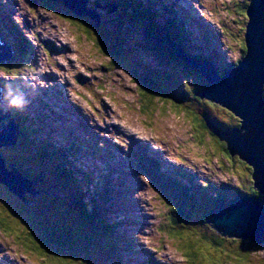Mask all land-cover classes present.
<instances>
[{
	"label": "rangeland",
	"instance_id": "rangeland-1",
	"mask_svg": "<svg viewBox=\"0 0 264 264\" xmlns=\"http://www.w3.org/2000/svg\"><path fill=\"white\" fill-rule=\"evenodd\" d=\"M34 1L10 0L7 6H0V12L3 13L0 17V43L11 41L14 50V46L19 44L18 38L24 39L34 52V64L25 61L21 64L24 66L19 69L14 66L9 73L0 70V77L7 78L6 74L17 75L20 87L26 81L37 85L36 91L25 88L30 110L45 109L43 116L25 114L24 118L28 115L31 119L28 125L37 129L30 137L40 143L42 139L49 140L52 150L62 148L67 155H72L80 147L79 156L76 151V167H85L84 171L90 174V178L93 177L94 189L93 186L86 189H90L94 197L86 199L87 202L104 195H97L99 191L111 189L116 196V207L111 206V209L122 210L107 222L119 223L121 239H128V234L132 239H129L131 248L121 247V241L118 243L119 247L110 243L105 246V241H100L87 229L72 223V226L64 229V234L58 232L67 244H72L71 247L68 245V249L65 248L68 255L63 258L75 264H193V261L189 262L184 257L185 250L182 248L190 242L183 238L173 239L174 236L170 234L172 220H176L181 227L187 226L189 234L198 233L202 228L193 220L198 215L190 216L183 209L187 200L182 201V195L187 189L181 182H174V177L169 173L173 172V168L180 167L179 170L187 174L194 168L198 179H206L216 187L229 181L232 188L228 184L224 185L218 196L223 201L218 207H227L232 205V199L238 200L236 188L238 193L252 191L253 168L238 155L231 156L233 162L224 161L227 156L219 144L226 145V142L219 135L212 137L203 131L198 133L188 117V114L191 115L189 108L181 104L176 106L171 99L175 92V81L182 80L185 83L189 80L191 90L199 87L202 89L203 84H208L196 68L185 67L181 56L174 57L180 61L179 67L177 63L167 66L158 64L147 53L146 43L138 39V35V40L133 38L124 42V45L127 44L124 46L127 62L124 57L116 59L125 63L123 68L115 65L95 45L93 40H97V35L89 28L93 27L91 25L99 27L102 24L105 27L100 30L102 33L110 32L119 39L123 33L125 35L122 36L125 37L134 34L140 26V20L148 25L151 23L158 28V32L164 33L162 40H168L174 46L181 42L178 35H182L184 40L190 38L187 44L194 49V55L208 53L206 60L209 64L214 68L220 67L219 71L227 68V74L245 57V49L241 47V43L243 40L246 44L247 16L241 13H248L251 0H47L50 7H44L40 4L42 1ZM75 2L81 5L80 9L77 10ZM170 2L172 3L168 4ZM69 6L77 12L72 11ZM123 13L136 14L138 21L114 25L116 20L126 19V15H121ZM156 13L162 17L155 18ZM12 23L20 25L13 26ZM122 23L127 26L126 29L122 27ZM115 26L121 28L118 33L113 28ZM175 29H180L178 34ZM187 30L194 34L190 37ZM153 31L156 32L155 29ZM111 40L114 41L112 37ZM43 42H46L48 50L41 44ZM58 46L61 47L60 50ZM211 50L214 52L212 57ZM129 63L138 65L135 67L136 71L130 68ZM214 72L219 74L218 70ZM139 75L145 80L138 79ZM155 76L159 79L156 85L162 91L161 97L165 98L153 101V110H149L143 103L145 94L141 86L144 83L147 86L153 85ZM207 101L217 106L211 111L209 109V112L235 126L240 125L237 129L241 127L242 122L237 115L215 102ZM191 106L195 108L197 115L200 114L198 106ZM12 122L18 126L13 145L0 146V158L8 173L12 172L11 167L19 171L10 152L21 133L20 126L14 120ZM23 128L25 129V125ZM32 148L36 151L35 147ZM161 162L165 171L161 169ZM166 162L170 165L167 166ZM32 163L34 162L29 163L30 168L35 167ZM227 169L230 171L227 172ZM184 173L181 176H186ZM27 179L32 183L29 187L31 192L34 182ZM158 179L163 183L171 182L170 188L163 187ZM72 186L76 187L75 183ZM68 188L67 184L59 183L56 177L45 186L44 193L57 209L58 216L77 223L78 214L81 213L77 211L78 208H73L72 198L65 199L64 193ZM29 192L23 194L25 200L28 201L31 196L35 198L36 204L42 206L41 199ZM194 193L206 204L204 212L207 211L208 215L212 213L211 210L216 209L217 206L209 204L212 198L202 190L195 188ZM13 198L19 205L35 210L33 205L25 204L0 182V264H47L46 258H42L38 251L34 248L29 251L25 246L30 243V236L24 233L29 228L21 212L11 209L10 205L17 206ZM105 205L100 204L99 207L104 211ZM81 217L83 218L82 215ZM29 218L31 217L28 216L27 220ZM5 229L18 232L21 241L17 242L15 234L9 238ZM175 229L178 230L177 227ZM32 233L39 239L38 230H32ZM201 233L209 234L208 237L219 236L226 242L230 241L231 248H238V256L226 249L215 253L222 256L223 264H240L241 261L243 264H264L263 243L256 250L247 243V239L221 236L210 226L209 229L203 228ZM31 239L38 243L37 239ZM203 242L212 244L217 249L213 241ZM242 243L246 245L243 246Z\"/></svg>",
	"mask_w": 264,
	"mask_h": 264
},
{
	"label": "trees",
	"instance_id": "trees-1",
	"mask_svg": "<svg viewBox=\"0 0 264 264\" xmlns=\"http://www.w3.org/2000/svg\"><path fill=\"white\" fill-rule=\"evenodd\" d=\"M39 1H42V3L40 4H42L44 7H50L51 5V4L49 5L47 4L48 3L47 0H39ZM136 14H138V12H136ZM136 14L132 13V14L127 15L123 13L121 15L123 16L126 15L125 16L126 19L123 21L121 20L124 18L119 19L116 22H114V25L115 23L118 24L120 22H125V21H129L130 23L134 21H138ZM156 17L158 18L157 13L155 15V18ZM142 18L144 20H147L146 17H142ZM139 22H140L139 24L140 26H138V29L134 32V34H128L125 37V36H122V35H125V33H123L121 37L119 36V39H116L113 34H110V32L107 34L102 33L100 30L105 29L104 25L102 24L99 27L96 26V24L91 25L93 27L89 29L93 30V32L97 35V40L95 39L93 41L96 42L95 45H97V47H100L101 52L104 51L107 54L106 56L114 61L115 65L123 66V68L125 66V63H123L122 61L119 62L116 59H118L119 57H124L125 62H127V58L125 56V53H126L125 47L127 46V44L125 43L124 45V42L130 39H133V38L136 40L140 39L142 42H145L146 47L148 48L147 53L151 55L156 62L158 61V64L160 65L167 66V65H172V64L177 63L176 65L179 67L178 62L180 63V61L174 59L175 56H178L176 54L178 52V49L183 51L185 54L188 53L190 55L187 49L191 48V45L187 46L189 48L185 46L186 45L185 43L189 42V39L184 40L182 35H178L179 37H181V42L174 46L172 43H170V41L162 40V38L165 37L164 33L158 32L156 30L158 28L154 26L153 24H151L149 21H148L150 23L149 25L141 20ZM85 24H88V23H85ZM122 24H123L122 27H125L126 29L127 26H125L124 23ZM117 27L116 26L113 27L116 30L115 31L116 33H118L121 30L120 26H117ZM154 29L156 32L153 31ZM159 29L162 30V27L161 28L159 27ZM174 31L177 32L178 34L180 29L178 30L175 29ZM87 33H90V32H87ZM136 35H138L139 38ZM111 37L114 39V41L111 40ZM93 41H92V44H93ZM242 43H244L243 40H242ZM31 48L32 47L29 43H27L26 41H21V44L19 46L17 47L14 46V50L16 52L14 53L12 58L8 59L5 62L3 61L0 62L2 63L0 64V70L4 68L11 70V68H13L14 66H16L17 69H19L21 66H24V64L21 65L22 62H25V61L31 62L32 55H33V50ZM190 58H192L196 62L201 61V59H199L198 56L197 57L191 56ZM202 58H206L205 55H202ZM162 60H164L165 62L163 63ZM133 61L139 62L138 60H133ZM129 66L132 70L136 71L135 67L138 65L136 64L132 65L131 63H129ZM154 72L153 74L155 75ZM199 73L202 76L200 71ZM6 75H7V78L0 77V85L3 88L8 83H12L16 86L21 85V82L18 80L17 75H9V74H6ZM134 79L136 82V77ZM138 79L145 80L142 78L141 75H139ZM158 80L159 79L156 78L155 76L153 85L148 84L149 86H147V83H144L143 86H141V90L145 94L143 97V103L146 104L149 110L151 107H153L151 106L153 101L159 100V98H162V99L165 98V96L164 98L161 97L163 95L162 91L160 90L159 86L156 85V83L157 84L159 83ZM17 81H18V84H17ZM188 81L189 80H187V82L185 83H183L184 81L182 80L181 82H178V81L173 82L175 85V92L171 96V99L174 100V103L176 106H180L181 104L189 108L191 115L188 114V117L190 118L192 125L194 126L195 130L198 133L203 131L204 133H209L210 136L215 137L217 136L218 132L219 133L227 132V131L232 130V128H236L240 126V125L235 126L234 124H231L230 122L221 118L220 116L217 117L213 115L212 112L208 111L209 109L211 111L212 109H214V107H217V106H215L214 104H212L211 102L207 100L204 101V99L198 96L199 91L206 88L208 84H203L202 89L200 87V90L198 91L199 89L198 88L196 89L197 92H195L194 89L193 90L190 89V85ZM193 83L195 84V82ZM191 104L198 106L200 108L198 112L200 114L198 115L196 114L197 112L195 111V108L191 106ZM220 111H222V109H220ZM10 114H11L10 118L14 120L20 126V133H21L20 134L21 136L18 138V142H16L17 144L10 152L15 162V167L19 171H21L26 177H28L34 182V189L37 192H40V196H37V198L41 199V203H42V206H40L39 204H36L35 198L30 196L28 199V202L30 205H33L35 209L33 210L30 207L27 208V207L19 205L16 202V200H14L13 198L17 206L10 205L11 209H16L21 212V214L23 215V220L24 222L26 221L25 223L28 225L27 227L29 228L27 232H24V231L22 232L26 233L30 237L37 239L40 247L41 248L43 247L44 251L47 252L49 256L59 255L62 258L63 256L66 257L65 255H68L67 252L65 251V248L68 249V245L71 247L72 244L70 243L67 244V242L64 239H62L61 236H59L60 235L59 233L64 234L65 233L64 229L72 226V223H75L76 226L87 229L88 231H90L91 235L96 236L97 238L100 239V241H105L104 243L105 246L108 243L115 245V244H118L120 241H122L121 237L117 234V224L119 225V223L108 224L107 222V217H108L107 215L108 213H111L113 210L111 209V206L116 207V204L114 202L115 196L114 194H112V190L111 189L109 191L104 190L103 192L99 191L97 195H100V194H104V195L101 196L100 198H96L93 200V202L95 201L94 203L96 204L97 209L89 208L90 203L89 201L87 202L86 199H92L94 195L92 196V194L90 193V189L87 190L86 187L91 186V184L93 183V177L91 176L90 178V174L86 173V171H84V168L82 166H81L82 168L76 167V157H77L76 151H77V154H79L78 152L80 151V147L78 148V150L76 149L74 150L75 153H72L73 156L67 155L65 152H63L62 148L56 147V149L52 150V148L49 146V143H50L49 140L42 139L41 140L42 143H40L39 140L30 137V135L32 136L37 131V129H33L32 127L28 125V122L31 119L29 118L28 115H26V118H24L26 114V110L23 112H10ZM26 124L29 127L26 126ZM196 124L198 126H196ZM24 125H25V129L23 128ZM219 145L224 150L227 156V159L226 160L224 159V161L228 162L229 160V162H233V158L227 152L226 145L225 146L222 144H219ZM32 147H35L36 151H34ZM44 158L46 161H44ZM30 162H34L31 165L35 164V167L30 168V165H29ZM18 167H21V169ZM228 171L230 170L227 169V172ZM34 172L36 174H34ZM56 177L59 183H64L69 186L67 192L64 193L65 199L69 200L70 198H72L71 204L73 208L75 209L78 208L77 211L81 213V215L84 218L83 219L81 215L78 214L79 217L76 220L77 223L75 221H67L64 218L58 216L57 209L54 207L53 203L49 200V198L44 193L45 186H47L50 183V180L52 178H56ZM185 178H188V175H186ZM175 181L181 182L183 186L187 189V192L182 195V198H183L182 201H184L185 199L187 200L183 206V209L190 216H192V214H197L198 217L193 220L196 221V224L202 228L200 232L198 233L190 232L191 233L190 238L189 240H186V241L191 243L193 241H209L210 240L216 243L217 246L215 247L217 249L230 250V251H233L231 253H233L234 256L236 255L238 256L239 254L237 250L238 248H234V246H232L234 248V250H232L233 248L229 246L230 241L226 242L225 239L219 236H216V235L214 236L212 235V237H208L209 234L201 233L203 228L209 229L208 222L212 218V214L217 210V208H220L218 206H220V204H222L223 202L220 198H218L219 193H216V197L207 195L208 197L212 198V201H210L212 203H209V204H214L215 207L217 206L215 210H211L212 212L210 213L211 215L210 214L208 215L207 211L204 212V209H206V204L204 203V201L199 200V195L190 193L192 188H196V181L194 177L188 178L184 181L178 178H174V182ZM74 183L76 187L72 186L74 185ZM224 183L227 185L229 182H224ZM85 184H88V185L85 186ZM209 186L210 185L207 184V188ZM228 186L230 185L228 184ZM98 188H101V187H98ZM73 192H74V196H73ZM204 193L207 194L205 190H204ZM235 193L238 194L236 190H235ZM251 196L254 198H257L258 201H261L262 204H264V197L261 196V193L259 190L257 189L253 190ZM233 202L234 200L230 201V203H233ZM100 204H106L105 205L106 208L104 209V211L99 207ZM42 208L45 209L46 211L42 210ZM206 214L208 215L207 217H205ZM28 216L31 217L29 218L30 220H27ZM83 221L85 222V224ZM172 225L173 226L170 232L171 235L174 236V233H179V232L180 233L185 232L189 234V232H187L188 227L179 226L176 220H172ZM175 227H177L178 230H176ZM35 229L38 230L39 232V239L36 238L34 235H31L33 234L32 230H35ZM58 229L60 231H58ZM51 230H54V231H51ZM69 232H72V231H69ZM70 234L73 235V233H70ZM195 234L197 235L195 236ZM173 239H181V238L178 235H176L173 237ZM126 241L129 247L131 248V242L129 241V239H126ZM247 243L250 246H254V248H256L257 250V247L259 244H255L251 240H249ZM262 243L264 244V242ZM241 247L243 248L242 245ZM182 248L184 250V245ZM184 257H186L189 262L192 261V258L188 256L185 251H184Z\"/></svg>",
	"mask_w": 264,
	"mask_h": 264
},
{
	"label": "water",
	"instance_id": "water-1",
	"mask_svg": "<svg viewBox=\"0 0 264 264\" xmlns=\"http://www.w3.org/2000/svg\"><path fill=\"white\" fill-rule=\"evenodd\" d=\"M75 6L77 10L81 8L77 2ZM69 8L77 12L72 6ZM245 37V57L227 73L230 79L226 80L227 84L225 80L217 82L202 72L203 77L212 83L210 95H205L204 99L221 105L241 119V127L221 139L226 141L232 155H238L253 168L255 188L264 194V0H251ZM13 53V48L7 43L0 45V62H5ZM178 53L181 54L180 50ZM187 64L191 66L189 62ZM231 82H237L236 86ZM4 113L7 111L0 112V146H12L18 126ZM11 168L12 172L8 173L0 158V182L28 205L23 194L29 192L32 183L14 167ZM29 193L34 197L39 194L33 188ZM208 223L221 236L249 239L255 244L264 242V205L256 198L241 199L235 205L216 210Z\"/></svg>",
	"mask_w": 264,
	"mask_h": 264
},
{
	"label": "snow or ice",
	"instance_id": "snow-or-ice-1",
	"mask_svg": "<svg viewBox=\"0 0 264 264\" xmlns=\"http://www.w3.org/2000/svg\"><path fill=\"white\" fill-rule=\"evenodd\" d=\"M242 15L247 16L248 13L242 12ZM82 27V26H81ZM241 47L247 50V45L245 43H241ZM4 72H11L10 69L4 68L2 69ZM15 74V73H13ZM6 234L11 238L12 235H17L18 241H21L18 232H15L10 229H5ZM178 235L180 238L185 240H189L190 234L181 232L174 233V236ZM30 243H26V247L29 251H32L33 248L35 251H38L42 258H46L47 264H75L73 261L65 260L60 256H49L47 252H45L35 240H32L31 237L28 238ZM184 250L186 254L192 258L193 264H223L222 256H217L215 253L222 252V249H214L212 245L204 243L203 241H193L189 244L184 245ZM194 253V254H193ZM240 264H243L241 261Z\"/></svg>",
	"mask_w": 264,
	"mask_h": 264
},
{
	"label": "clouds",
	"instance_id": "clouds-1",
	"mask_svg": "<svg viewBox=\"0 0 264 264\" xmlns=\"http://www.w3.org/2000/svg\"><path fill=\"white\" fill-rule=\"evenodd\" d=\"M25 88H31L32 91L37 90V85L25 82L23 87L8 83L4 86L2 103H0V112H23L29 106V97ZM253 190V189H252Z\"/></svg>",
	"mask_w": 264,
	"mask_h": 264
},
{
	"label": "bare ground",
	"instance_id": "bare-ground-1",
	"mask_svg": "<svg viewBox=\"0 0 264 264\" xmlns=\"http://www.w3.org/2000/svg\"><path fill=\"white\" fill-rule=\"evenodd\" d=\"M177 12H178V11H177ZM177 12H176V13H177ZM179 13H180V11H179ZM57 157H58V156H57ZM232 205H235V204L232 203ZM229 206H231V205H229ZM220 208H223V207H220ZM220 208H219V209H220ZM213 214H214V213H213ZM213 214H212V216H213Z\"/></svg>",
	"mask_w": 264,
	"mask_h": 264
}]
</instances>
